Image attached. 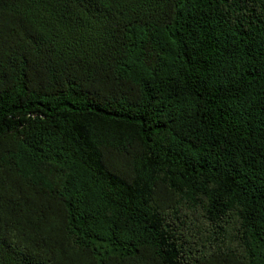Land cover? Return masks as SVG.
I'll return each mask as SVG.
<instances>
[{
  "label": "trees",
  "instance_id": "trees-1",
  "mask_svg": "<svg viewBox=\"0 0 264 264\" xmlns=\"http://www.w3.org/2000/svg\"><path fill=\"white\" fill-rule=\"evenodd\" d=\"M0 264H264V0H0Z\"/></svg>",
  "mask_w": 264,
  "mask_h": 264
}]
</instances>
